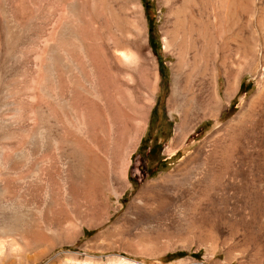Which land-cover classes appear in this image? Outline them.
<instances>
[{"label":"bare ground","instance_id":"6f19581e","mask_svg":"<svg viewBox=\"0 0 264 264\" xmlns=\"http://www.w3.org/2000/svg\"><path fill=\"white\" fill-rule=\"evenodd\" d=\"M197 1L181 0L184 21L175 16L170 23L165 17L162 26L165 47L174 48L175 57L168 105L180 119L166 149L172 158L188 129L204 117H215L220 110L218 79L210 73L211 54L215 50L225 53L233 33L232 20L237 17L235 0H205V5L215 10L213 22L195 19ZM76 2H66V9L77 30L54 22L51 35L42 43L35 36L32 18L23 23L22 38L16 35L11 18L5 15L3 19L0 264H114L108 257L105 263L96 258L82 261L73 251L56 252L64 243H71L82 221L80 213L69 214L67 210L68 180L71 176L72 182L78 181L87 175L93 181L92 198L99 194L117 196L125 190L126 156L129 153L130 163L132 148L153 105L159 76L145 53L143 14L135 0H113L128 11L125 16L107 10L105 0ZM171 10L177 15L176 4ZM39 47L44 54L41 62ZM60 53H65L68 62ZM238 77L239 72L234 71L226 79L225 99L234 94ZM195 87L203 91L196 93ZM263 95L259 90L247 104L239 106L233 123L182 158L158 186L196 181L194 187L202 185L205 192H214L231 175L238 176L236 163L243 156L251 160L260 157L264 147ZM252 193L255 198L257 191ZM90 208L95 210L93 204ZM32 228H36L35 236H29ZM217 255L213 249L202 261L186 264H208ZM122 260L118 264H142ZM225 261H231L228 254Z\"/></svg>","mask_w":264,"mask_h":264},{"label":"rangeland","instance_id":"374dc122","mask_svg":"<svg viewBox=\"0 0 264 264\" xmlns=\"http://www.w3.org/2000/svg\"><path fill=\"white\" fill-rule=\"evenodd\" d=\"M72 1L0 0V31L5 15L16 25V35L21 38L23 23L32 18L39 43L49 38L54 22L56 26L77 30L76 22L66 9L67 3ZM75 1L79 5V0ZM135 1L143 14L145 53L159 76L153 105L132 148L130 163L129 153L126 156L128 162L123 172L127 183L123 192L117 196L99 194L92 198L89 192L93 181L87 175L74 182L69 177L67 210L69 214L80 213L83 226L78 224L71 243H64L56 252L73 251L82 261L96 258L105 263L108 257L114 264L122 259L142 264H186L202 261L216 249L217 257L208 264H264V147L260 149V157L254 156L251 160L243 156L236 163L238 176L231 175L222 182L224 186L214 192H205L202 185L194 187L196 181L168 188L158 186L182 158L214 132L233 123L239 106L247 104L259 90L264 94V0H235L237 17L232 20L233 33L229 35L227 50L225 53L215 50L211 54L210 73L218 79L220 110L215 117H204L188 129L173 158L166 149L180 123L177 112L168 105L175 57L174 48L165 47L162 26L165 17L170 23L175 21V16L184 21L179 6L181 0ZM105 3L107 10H116L121 16L128 13L113 0H105ZM196 3L195 19L212 23L215 10L206 6L205 0ZM174 4L177 15L171 10ZM126 34L128 36L129 32ZM41 50L42 47L37 49L38 62L44 57ZM60 55L68 62L65 53ZM234 71L239 72L236 90L225 99L226 79ZM37 77L41 80L39 71ZM201 91L202 88L195 87L196 93ZM261 104L264 106V95ZM249 151L255 154L257 149ZM148 185L154 187L140 190ZM54 188L56 192L57 187ZM253 189L257 191L255 198ZM92 204L94 211L90 208ZM35 230L32 228L29 236H35ZM226 254L230 263L225 261Z\"/></svg>","mask_w":264,"mask_h":264}]
</instances>
